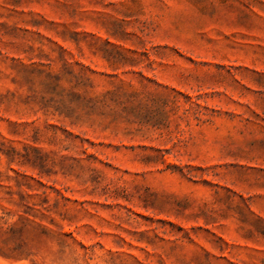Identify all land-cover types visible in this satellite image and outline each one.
Returning <instances> with one entry per match:
<instances>
[{
  "label": "rangeland",
  "instance_id": "rangeland-1",
  "mask_svg": "<svg viewBox=\"0 0 264 264\" xmlns=\"http://www.w3.org/2000/svg\"><path fill=\"white\" fill-rule=\"evenodd\" d=\"M0 264H264V0H0Z\"/></svg>",
  "mask_w": 264,
  "mask_h": 264
}]
</instances>
